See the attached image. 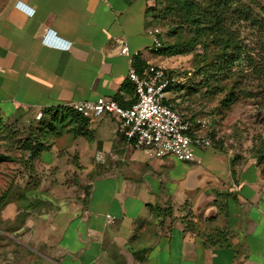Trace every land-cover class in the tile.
<instances>
[{"label":"crops","instance_id":"0c3cea01","mask_svg":"<svg viewBox=\"0 0 264 264\" xmlns=\"http://www.w3.org/2000/svg\"><path fill=\"white\" fill-rule=\"evenodd\" d=\"M151 6L1 4L0 120H34L39 111L102 96L131 107L133 60L161 63L152 52ZM71 129L38 159L50 210L11 203L0 212V264H264V176L254 159L215 146L195 147L189 162L154 158L128 145L120 120L108 114ZM107 215L115 217L110 225Z\"/></svg>","mask_w":264,"mask_h":264},{"label":"rangeland","instance_id":"374dc122","mask_svg":"<svg viewBox=\"0 0 264 264\" xmlns=\"http://www.w3.org/2000/svg\"><path fill=\"white\" fill-rule=\"evenodd\" d=\"M7 1L0 0V5ZM151 1L150 24L153 31H159V35L153 36L160 40L161 47L174 43L188 44L197 35L187 8H182L183 1L193 4L196 11L206 9L209 4V0ZM220 3L223 4L224 0ZM225 13L227 23L239 33L242 44L255 58L262 57L264 0H231ZM152 52L161 58V66L180 79L181 83L171 91L168 101L191 121L194 131L202 137H210L218 149L254 159L264 176V162L258 160L264 149V92L252 98L243 97L261 89L259 85H264V74L256 76L250 67L229 76L223 81V85L228 83L227 89L216 93L215 85L199 72L203 65L199 59L203 55L200 45L191 53L172 57L163 56L154 48ZM234 83L235 88H232ZM231 93H235L234 99L226 102ZM63 108L65 110L48 114L39 111L34 120L15 123L0 120V154L8 157L7 161L0 163V212L11 203L22 210L33 209L40 213L50 210V202L45 199L50 188L43 185L48 174L42 170V161L38 160L40 156L34 161L28 160V153L21 147L27 139L42 142L44 150L51 148L59 139L64 144V135L73 133L71 126L74 120L67 113V109L73 110L72 105ZM39 113H42V118L36 119ZM69 161L77 163L78 157L71 156Z\"/></svg>","mask_w":264,"mask_h":264},{"label":"built area","instance_id":"2783aa9c","mask_svg":"<svg viewBox=\"0 0 264 264\" xmlns=\"http://www.w3.org/2000/svg\"><path fill=\"white\" fill-rule=\"evenodd\" d=\"M32 14L33 11L28 10L27 15ZM151 34L159 35V31L152 30ZM61 46L69 45L61 43ZM160 47V40L154 37V50ZM122 53H128L127 47L122 49ZM128 81L133 85L136 95V102L131 107L125 108L113 97L102 96L96 101L75 102L72 104L73 110L88 119L106 114L117 117L128 145L137 150L144 149L154 158L173 156L189 162L195 159V147L213 146L210 137H202L198 131H194L191 121L168 102L169 91L181 81L167 68L156 63L139 68L133 60ZM41 118L42 113H39L36 119ZM106 219L110 225L115 217L107 215Z\"/></svg>","mask_w":264,"mask_h":264},{"label":"trees","instance_id":"16d2710c","mask_svg":"<svg viewBox=\"0 0 264 264\" xmlns=\"http://www.w3.org/2000/svg\"><path fill=\"white\" fill-rule=\"evenodd\" d=\"M209 0L206 9L196 11L193 4L189 1H183L182 8H187L189 19L194 24L197 35L193 37L188 44L174 43L165 47H160L155 52L166 57L191 53L197 45H200L203 50V55L199 56L200 63L203 65L199 68V72L203 74L209 82L215 85V92H221L227 89L228 83L223 85V81L229 76L240 74L244 70L253 67V74L258 76L264 74V49L262 57L258 59L254 57L240 41V35L237 31L227 23L225 10L228 8L231 0ZM181 4V3H180ZM151 8L148 10V14ZM139 68L146 64L135 60ZM235 70V71H233ZM260 78V77H259ZM235 84L232 88H235ZM261 88L257 93H248L243 95L244 98H252L258 96L260 92H264V85H259ZM126 87H123L125 89ZM177 88V87H176ZM235 93H231L226 98V102L234 99ZM65 110L64 108H51L45 111V114L55 113ZM69 116L76 122L81 130L87 128L89 119L67 109ZM24 152L28 153V160L34 161L44 150L45 145L37 139H27L22 147ZM8 157L0 154V163L7 161ZM259 162H264V149L261 150L258 156Z\"/></svg>","mask_w":264,"mask_h":264}]
</instances>
